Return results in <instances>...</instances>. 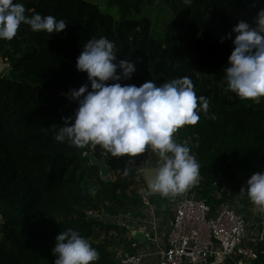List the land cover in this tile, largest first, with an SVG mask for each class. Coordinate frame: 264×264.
I'll return each mask as SVG.
<instances>
[{"label": "trees", "instance_id": "trees-1", "mask_svg": "<svg viewBox=\"0 0 264 264\" xmlns=\"http://www.w3.org/2000/svg\"><path fill=\"white\" fill-rule=\"evenodd\" d=\"M19 2L29 17L52 15L68 26L50 37L22 24L14 39L0 40V56L10 64L0 74V264H54L55 239L68 228L98 250L97 264H117L110 249L116 226L88 211L116 215L140 205L135 192L128 194L138 156L112 157L98 145L78 148L54 139L79 106L71 90L85 83L90 88L87 73L76 66L90 39L106 37L114 42L118 60L136 62L137 71L122 84L153 80L160 85L187 77L197 97L207 98V113H200L196 125L180 128L176 139L199 162V179L207 186L201 196L213 210L229 202L252 174L264 173V99H240L227 91L225 78L234 49L232 29L241 20L256 27L264 0H192L190 5L159 0L162 30L145 0ZM92 148L96 158L105 155L111 172L127 174L102 179L100 167L87 156ZM213 190L222 197H214ZM167 200L153 198L161 208ZM250 203L239 206L247 211ZM256 264H264V254Z\"/></svg>", "mask_w": 264, "mask_h": 264}, {"label": "clouds", "instance_id": "clouds-1", "mask_svg": "<svg viewBox=\"0 0 264 264\" xmlns=\"http://www.w3.org/2000/svg\"><path fill=\"white\" fill-rule=\"evenodd\" d=\"M191 3L192 0H185V4ZM22 24L50 37L68 26L52 15L27 16L19 0H0V40L14 39ZM232 33L236 35L225 69L227 91L258 103L264 99V11L258 14L256 27L241 20ZM232 33L227 39H232ZM76 66L78 71L87 73L90 88L85 83L78 90H71L70 95L79 106L74 116L64 118L65 126L54 136L57 142L78 148L98 145L112 157L157 153L161 158L158 171L148 188L163 198H175L198 182L200 164L190 154V148L177 141L176 133L186 125H196L200 113H207L209 101L197 97L187 77L160 85L153 80L140 86L122 84L137 71L136 62L118 60L114 42L106 37L85 43ZM89 191L96 194L95 188ZM240 192L264 209V173L252 174ZM52 254L54 264H97L100 260L98 250L72 228L57 235Z\"/></svg>", "mask_w": 264, "mask_h": 264}, {"label": "built area", "instance_id": "built-area-1", "mask_svg": "<svg viewBox=\"0 0 264 264\" xmlns=\"http://www.w3.org/2000/svg\"><path fill=\"white\" fill-rule=\"evenodd\" d=\"M142 179L135 209L116 215L88 211L90 217L116 226L117 264H256L264 254V217L256 224L259 217L229 202L213 210L201 196L207 186L200 179L185 193L166 198L172 204L164 211L153 198H165L151 193ZM212 195L222 197L218 190Z\"/></svg>", "mask_w": 264, "mask_h": 264}, {"label": "rangeland", "instance_id": "rangeland-1", "mask_svg": "<svg viewBox=\"0 0 264 264\" xmlns=\"http://www.w3.org/2000/svg\"><path fill=\"white\" fill-rule=\"evenodd\" d=\"M104 1V0H103ZM151 1V3H149ZM99 3V5H101V7H103L102 3L100 1H97ZM145 3L147 5H150V9L148 12H152L153 15H155L157 17L156 20V29L158 30H162L163 29V25H164V18H163V14L161 13V8H160V4H159V0H145ZM104 8V7H103ZM105 9V8H104ZM116 9H113L112 12H116ZM151 14V13H150ZM0 62L3 64V67L5 68V70L0 73V74H5L8 72V67H7V63L6 59L3 58L2 56H0ZM92 151H94V149H91ZM91 151V152H92ZM99 160H102L103 162H105V155L104 157H98ZM161 158L159 157V155L157 153H153L151 151L145 153V154H141L140 156H138V164L133 166L134 169H136L137 171V176L135 178H133V180H135V185L133 186V188L129 191V195L132 196V192H135L138 196H140L141 191L144 189L142 188V183L144 180L142 179L141 173L148 167L153 166L155 164H157V162L160 160ZM110 170V169H109ZM123 174H127L126 172L121 173V174H115L113 172L110 171V174L108 175V177H106L104 180H116L120 175L122 176ZM137 180V182H136ZM243 187H246V182H244ZM132 191V192H131ZM241 191V190H240ZM240 191H237L232 198H230L229 203L234 205L235 207H238L241 204H244L246 201H248V197L245 193H241ZM170 199V198H168ZM171 202H168L167 204H163L162 205V210L167 211L171 208ZM247 212L249 215L254 216V217H259L262 218L264 217V209H261L257 206H255L252 202L250 203ZM110 236H113V234L111 233ZM116 248V240L114 244L110 245V249H115Z\"/></svg>", "mask_w": 264, "mask_h": 264}, {"label": "water", "instance_id": "water-1", "mask_svg": "<svg viewBox=\"0 0 264 264\" xmlns=\"http://www.w3.org/2000/svg\"><path fill=\"white\" fill-rule=\"evenodd\" d=\"M7 67H10V64H7ZM5 70V68L3 67V64L0 62V73H2ZM90 158V161L92 164L97 165L100 167L101 169V177L102 179H105L106 177H108V175L110 174V170L107 167V165L105 164V162H103L102 160H99L98 158L95 157L94 151H92L91 153H89L87 155ZM158 171V167L157 164L150 166L148 168H146L142 173L141 176L145 179V182L149 183L150 179L156 174V172ZM166 204V203H164ZM240 212H244V208L240 207L239 208ZM0 222H3V217L0 216ZM255 223L256 224H261L263 223V220L261 218H257L255 219ZM138 238H142V236H137Z\"/></svg>", "mask_w": 264, "mask_h": 264}]
</instances>
